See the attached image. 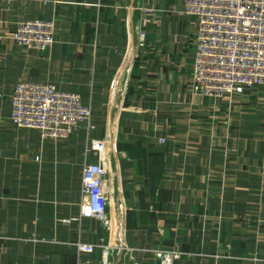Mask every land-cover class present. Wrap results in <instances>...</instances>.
I'll list each match as a JSON object with an SVG mask.
<instances>
[{
	"label": "crops",
	"instance_id": "obj_1",
	"mask_svg": "<svg viewBox=\"0 0 264 264\" xmlns=\"http://www.w3.org/2000/svg\"><path fill=\"white\" fill-rule=\"evenodd\" d=\"M33 19L54 21L50 51L8 36ZM193 39L183 0H0V263L103 264L99 248L72 244L118 240L140 250L178 245L185 254L175 264H264V103L197 95ZM25 80L79 94L95 129L50 141L14 127L10 96ZM106 130L114 234L79 218L82 167L95 161L86 145ZM133 256L159 264L151 253ZM106 264L132 261L114 251Z\"/></svg>",
	"mask_w": 264,
	"mask_h": 264
},
{
	"label": "built area",
	"instance_id": "obj_2",
	"mask_svg": "<svg viewBox=\"0 0 264 264\" xmlns=\"http://www.w3.org/2000/svg\"><path fill=\"white\" fill-rule=\"evenodd\" d=\"M18 1L55 3V0ZM183 13L194 19L192 90L215 100L230 101L247 94L260 97L264 103V0H183ZM54 33V21L33 19L17 21L8 36L18 46L47 52L54 45ZM144 40L145 32L139 30L136 46L142 47ZM10 102L11 124L18 129L38 131L42 140L67 139L81 127L88 133L95 129L90 105L84 104L79 94L60 91L52 84L20 81L12 90ZM112 138V133L106 130L102 138L90 139L86 145V153L94 155L95 161L82 167L81 193L85 200L79 218L96 219L104 230L114 234V222L106 211L109 201L104 187ZM159 142L164 144L165 140ZM72 245L78 253L90 254L99 248L103 264L114 251L125 253L132 264H137L133 256L136 252L151 253L159 264H175L185 254L178 245L140 250L126 247L118 240L107 245L103 241L96 245L77 241Z\"/></svg>",
	"mask_w": 264,
	"mask_h": 264
},
{
	"label": "rangeland",
	"instance_id": "obj_3",
	"mask_svg": "<svg viewBox=\"0 0 264 264\" xmlns=\"http://www.w3.org/2000/svg\"><path fill=\"white\" fill-rule=\"evenodd\" d=\"M111 143H112V140H111Z\"/></svg>",
	"mask_w": 264,
	"mask_h": 264
}]
</instances>
